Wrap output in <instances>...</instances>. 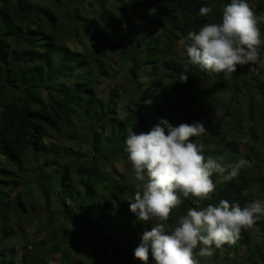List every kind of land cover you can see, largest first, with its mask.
I'll list each match as a JSON object with an SVG mask.
<instances>
[{
    "label": "trees",
    "instance_id": "1",
    "mask_svg": "<svg viewBox=\"0 0 264 264\" xmlns=\"http://www.w3.org/2000/svg\"><path fill=\"white\" fill-rule=\"evenodd\" d=\"M226 3L230 0H0V102L7 104L0 110V264H53L57 255V264L107 259L144 264L134 249L153 225L130 211L136 188L109 166L120 158L131 168L126 129L148 132L161 119L173 126L199 121L207 132L191 139L204 145L205 156L249 162L232 181L221 183L213 174L217 190L204 206L226 199L244 207L255 200L254 182L264 201V134L258 131L264 122V66L245 65L226 79L189 64L186 55L187 34L220 22ZM210 5L212 19L200 17L199 8ZM263 12L264 0H257L256 14ZM118 52L114 64L120 69L131 62L124 83L101 96L102 80L115 75L107 56ZM183 73L186 82L179 80ZM202 80L209 85L195 91ZM121 100L128 106L125 116L118 112ZM216 110L223 112L220 120ZM52 135L56 141H47ZM212 135L219 147L209 152L205 146ZM27 163H35L30 174L23 172ZM37 199L51 212L43 225L46 235L23 242ZM200 205L185 199L166 224L175 226L180 215ZM56 217L60 223L53 225ZM260 223L264 236V219ZM102 233H108L107 243ZM114 235L124 237V244ZM243 247L254 250L247 254L249 264H264V246L254 243L251 229L241 230L234 245L213 246L210 259L219 264V251L240 253ZM147 264H155L151 254Z\"/></svg>",
    "mask_w": 264,
    "mask_h": 264
},
{
    "label": "clouds",
    "instance_id": "2",
    "mask_svg": "<svg viewBox=\"0 0 264 264\" xmlns=\"http://www.w3.org/2000/svg\"><path fill=\"white\" fill-rule=\"evenodd\" d=\"M214 7L201 6L199 16L211 20ZM261 23L264 14L257 15L247 0H230L223 6L220 22L205 23L187 34L188 63L203 71L223 73L226 79L245 65L264 66ZM187 78L183 73L179 80L186 82ZM126 131L125 151L131 163L127 179L136 188L129 208L138 221L153 225L143 231L134 249L135 258L144 264L150 254L155 264H202V260L207 264V258L214 254L213 246L234 245L241 230L251 229L264 219L261 200L244 207L226 199L203 205L217 190L213 174L219 175L221 183L229 182L249 163L245 159L225 163L223 155L205 156L204 145L191 139L206 134L203 123L173 126L161 119L148 132ZM247 195V190H242L241 196ZM190 197L201 205L189 208L175 226L169 227L166 222L173 210Z\"/></svg>",
    "mask_w": 264,
    "mask_h": 264
},
{
    "label": "rangeland",
    "instance_id": "3",
    "mask_svg": "<svg viewBox=\"0 0 264 264\" xmlns=\"http://www.w3.org/2000/svg\"><path fill=\"white\" fill-rule=\"evenodd\" d=\"M256 1L257 0H253L250 1L249 5L253 8V10L256 12ZM264 14V12H263ZM126 23L128 22V20L125 21ZM262 23L260 24V28ZM262 31V29H261ZM261 36L262 39H264V35L261 32ZM69 45L75 49V50H80V44L72 39H70L68 41ZM108 59H110V63H112V69H113V73H115V75H109L108 77H106L105 79L102 80L101 84H100V88H99V93L101 96H106L111 88V86L113 84H122L124 83L125 80V76H126V71L127 68L130 66L131 62L130 61H126L124 62V67L122 69H120V66L118 64H114V61L119 57V52L115 53L114 56L112 57V54H109ZM180 57H184V52L181 51L180 52ZM262 69V68H261ZM257 70V68L255 69V71ZM257 72V71H256ZM259 74V73H258ZM210 81L208 80H202L201 83L199 85H196L194 87V90L197 92H201L203 90L204 87H207L209 85ZM149 92L145 90L144 95L148 96ZM224 101H228L229 100V95L228 93L224 94L223 97ZM7 104L0 102V110ZM119 115L120 116H125L128 113V106H126V101L125 100H121L120 101V105H119ZM223 116V112H221L220 110H216L215 112V117L220 120ZM219 130V128H217V131ZM259 135L262 136L264 134V122L262 123V125L259 127ZM217 137L212 135L208 138L207 141V145L205 146V148L210 152L213 150L218 149L219 144L216 142ZM51 140H55L56 138H54V136H50L47 138V141H51ZM243 142H247V138H242ZM241 141V142H242ZM261 143V142H260ZM68 144L71 146H76L75 141H68ZM84 148H88L89 145L88 144H84ZM262 150L264 151V143H262L261 145ZM241 152L245 153L246 152V147L244 146V144L241 145L240 147ZM240 152V153H241ZM35 168V163H27L26 164V168L23 171L25 174L26 173H32L33 169ZM109 169L111 170V173L116 177V178H124L126 180L127 183L133 184L132 182H129V180L127 179V174L128 172H130L131 168L129 167L128 163H126L123 159H118L117 161H113L110 166ZM124 175H126L124 177ZM34 186L36 187L37 184L35 183ZM252 187L254 189V199L255 200H260L258 197V183L254 182L252 184ZM36 206L38 207V209L34 212L35 213V218L32 222H30L28 225L25 226V233L26 235L23 237L22 235V241L26 242L28 240V238H32L36 241L42 239L45 235H46V231L43 228L44 223L47 221V216L51 213L48 209V207L44 206V200L43 199H37V203ZM54 209L57 208V210H59V208H61L57 203H53V205L51 206ZM53 221V225H57L60 223V219L58 217H56L55 219L52 220ZM71 227H73V223L70 224ZM251 232H252V236L254 238V243L256 245H260V246H264V236L261 230V223L260 220H258L256 222V224L251 228ZM106 238V243L108 242V233H102V238ZM114 239L117 241V243H121L124 244V237H121L119 235H114ZM105 242H103L102 244L105 245ZM109 253L113 252V247H110L109 249ZM254 250H249L247 249V247H243L242 250L240 251V253H236L234 251H230L228 252L227 249H222L221 251H219L218 254V261L219 264H249V260H248V256L247 254H254L253 253ZM59 256L57 255L56 257L53 258V264H57L56 260ZM214 261H212L210 258H207V264H214ZM104 264H109L108 259L106 261H104Z\"/></svg>",
    "mask_w": 264,
    "mask_h": 264
}]
</instances>
